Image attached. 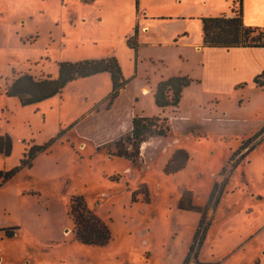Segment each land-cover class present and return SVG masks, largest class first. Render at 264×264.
<instances>
[{
    "label": "rangeland",
    "instance_id": "rangeland-1",
    "mask_svg": "<svg viewBox=\"0 0 264 264\" xmlns=\"http://www.w3.org/2000/svg\"><path fill=\"white\" fill-rule=\"evenodd\" d=\"M165 1L144 0L143 16L162 25L153 16L166 13L191 27L189 41L199 40V20L191 17L199 15L182 21ZM239 7L235 0L236 15ZM137 26L135 0H0V85L12 71L56 79L59 62L115 56L126 78L138 72L120 104L134 92L141 97L137 111L171 126L166 136L141 142L132 163L113 155L132 128L130 111L112 117L107 102L98 103L111 90L110 76L69 82L62 93L30 105L0 95V136L12 144L10 155L0 154V170L25 163L0 185V264H264V86L233 85L219 73V57L210 55L211 64L192 48L194 58L182 62L175 48L144 46L138 53L147 58L137 67L127 44ZM178 72L195 81L179 107L161 111L141 85ZM177 149L190 158L167 173ZM187 191L203 213L178 207ZM74 196L109 226L105 246L77 240ZM203 217L197 256L192 252L186 262Z\"/></svg>",
    "mask_w": 264,
    "mask_h": 264
},
{
    "label": "trees",
    "instance_id": "trees-1",
    "mask_svg": "<svg viewBox=\"0 0 264 264\" xmlns=\"http://www.w3.org/2000/svg\"><path fill=\"white\" fill-rule=\"evenodd\" d=\"M83 2H93L95 0H82ZM239 15L233 17L227 16H209L202 17L203 29V45L205 47H264V28L247 27L242 19V0H239ZM136 7L139 8V0H136ZM233 11H236L233 8ZM138 26L134 30V34L127 38V44L135 51L138 50ZM100 73H108L111 77V91L105 98L107 108L110 107L120 95L122 89L126 87L129 80L125 78L119 60L115 56L86 59L77 62H59L58 77L53 79L49 77L47 80H35L29 74H23L14 79L7 87L6 95L9 97H18L22 105H30L39 103L45 99L62 93L65 86L74 80L87 78ZM194 79L187 75L172 76L161 81L154 93V101L159 109L167 107H179L183 91L189 87ZM254 82L258 86H264V71L255 77ZM24 84H27L25 86ZM162 123V125H159ZM171 131V126L168 120L161 119L159 116L146 117L136 115L132 119V128L125 138H121L115 142L116 151L113 155L124 157L136 162V157L139 155V144L145 141L149 136L158 134L166 136ZM264 133V127L260 131ZM122 137V136H121ZM257 143L248 146V152L255 148ZM12 144L10 138L0 136V153L10 155ZM34 150L41 151L43 146H35ZM190 156L186 149H177L174 151L169 161L166 164L165 171L167 173H175L183 169ZM31 159V156L29 157ZM21 164L11 170H0V185L13 178L23 167ZM147 192V191H146ZM136 192L133 193L135 200ZM146 202H149V196L146 194ZM178 207L181 210L204 212L200 206L192 203L191 192L187 191L183 194ZM71 215L75 224V235L78 241L91 246H105L111 240V231L109 226L93 213L86 204L83 196H74L71 199ZM204 223V217L200 222L193 242L190 245L186 262L195 252L197 256V247L200 244L198 240L199 231ZM186 264V263H185Z\"/></svg>",
    "mask_w": 264,
    "mask_h": 264
},
{
    "label": "crops",
    "instance_id": "crops-1",
    "mask_svg": "<svg viewBox=\"0 0 264 264\" xmlns=\"http://www.w3.org/2000/svg\"><path fill=\"white\" fill-rule=\"evenodd\" d=\"M140 1L142 3L141 12L139 9H137L136 0H135L137 16L139 20H141V28L139 29V33H138V37H139L138 50L140 48H143L144 46L172 47L175 48L176 51L175 58H177V61L179 60L183 62L194 58L195 54H192V52H190L191 51L190 49L192 48L194 50H197L199 53L203 52V55L208 54L209 55L208 62H210L211 64H212V60L210 55H212L214 58L219 57L220 60L217 61L218 71L225 77L229 76V79L231 80V83L233 85L240 86L248 83L256 84L254 82L255 77H257L264 71V47H234L227 49L221 47H205L203 45V29H202L203 25L201 18L209 17V16L233 17L236 14L233 11L235 0H173V1L164 0L165 1L163 2L165 3L164 7L173 6L174 8H176L178 13L181 14V16H177V17L182 21L189 19L188 16L185 15H199L196 17L191 16L192 18H198L197 20H199V22L197 23V28L199 29V31H201L200 39L194 41L188 40L189 36L192 33L191 27L188 26V24L186 23H173V21H171L172 17L166 16L167 15L166 13H163L160 16H153V18L155 19L158 18L161 22H164L162 25H156L159 24V22H153L151 21L152 19L150 17L143 16V14L146 13L144 12V10L147 9V7L143 6L144 0H140ZM160 4L161 3H158V5ZM242 19L247 27L264 28V0H242ZM132 34H133L132 32L129 33V36H131ZM146 34L151 35V37L153 36L154 37L148 39L147 37L144 36ZM138 50L136 51V55H135V61L137 62V67L139 61L141 62L142 60L147 58L146 56L141 55V51H139L138 53ZM23 74L26 73L12 71L11 77L6 78L5 82H3L2 85H0V95L2 94L6 95L7 87L13 82L14 79L18 78ZM178 75H187V74H182L181 72H178L177 74H173V73L164 74L160 76L158 80L153 84H151L150 86H148L149 78H147V84L141 85V92L143 93L144 89H147L149 92L145 94L151 93L153 95V101H154V93L157 89L158 84L163 80ZM107 76H110V74L100 73L87 78H96V80L101 81V80H106ZM137 76H138V72L137 74L135 73L129 78L125 77L126 79L129 80L128 84L124 89H122L120 95L114 101V103L109 108H106L105 114L112 117L117 116L119 118L124 110H129L130 111L129 123L131 125H132V119L136 115L149 117L147 116V114H145V111L143 110L137 111L136 107L140 103L141 97L138 94H135L134 92H132L129 95V100L127 104L125 105L120 104V100L122 96L129 88L131 82L134 81ZM111 87H112V82H111ZM187 88L184 89L182 98L184 97ZM103 100H105V98L100 100L98 103L102 102ZM159 110L162 111L163 109H159ZM158 114L159 112L157 113V115ZM124 132L125 131L121 132L120 135ZM112 139H114V137ZM1 259L2 258L0 257V261Z\"/></svg>",
    "mask_w": 264,
    "mask_h": 264
},
{
    "label": "bare ground",
    "instance_id": "bare-ground-1",
    "mask_svg": "<svg viewBox=\"0 0 264 264\" xmlns=\"http://www.w3.org/2000/svg\"><path fill=\"white\" fill-rule=\"evenodd\" d=\"M148 92V90L147 89H144V93H147Z\"/></svg>",
    "mask_w": 264,
    "mask_h": 264
}]
</instances>
